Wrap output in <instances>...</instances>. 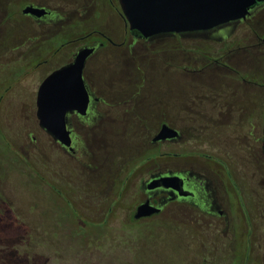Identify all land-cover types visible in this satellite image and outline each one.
Listing matches in <instances>:
<instances>
[{
	"label": "flooded vegetation",
	"instance_id": "obj_1",
	"mask_svg": "<svg viewBox=\"0 0 264 264\" xmlns=\"http://www.w3.org/2000/svg\"><path fill=\"white\" fill-rule=\"evenodd\" d=\"M23 1L26 3L20 14L30 20L37 36L29 46L34 49L32 55L25 57L26 53L19 52L14 58L13 74H18V81L59 54L68 53L66 61L49 74L72 63L81 49L94 48L82 72L89 96L87 110L83 115L74 112L67 117L71 146L65 148L55 142L38 124L36 97L49 74L36 79L34 123L73 164L88 173L90 184L113 194L95 223L108 224L122 194L134 185L140 194L127 216L130 222H143L164 212L170 219L179 220L184 218L180 217L182 211L193 208L195 222L208 223L216 230L225 226L226 233L232 225L233 237L235 225H246L245 238L250 241L251 225L264 212V2L251 8L244 19L210 30L143 38L130 31L119 0H70L66 8L69 18L91 13L98 20L103 15L104 28L89 31L71 24L69 30L52 37L66 40L46 49L50 54L47 60L43 59V44L38 38L43 26L61 22L60 10L51 8L48 0ZM7 4L5 1L0 10V34H4L5 48L10 46V30L6 26L16 22V12ZM28 7L44 9L45 13L24 14ZM100 9L104 13L100 14ZM200 41L219 46L196 51L186 48L187 43ZM166 42L169 44L163 50L154 49ZM106 49L111 50L112 57L100 59L101 51L110 53ZM190 53L193 57L187 56ZM143 60L147 69L150 64L152 70L156 66V71H179L175 74L177 82L169 72H155L157 78L137 73V67L143 68ZM111 68L116 75L109 72ZM210 79L221 80L232 93L244 96V115L237 122L240 137L236 145L216 142L208 135L210 129L185 123V101L192 98L186 93V85ZM159 81L163 90L152 91ZM146 85L148 89H144ZM164 126L173 130L175 136L158 139ZM31 141L36 138L31 137ZM166 185L178 186L179 190ZM146 202L159 208V212L134 219L138 207Z\"/></svg>",
	"mask_w": 264,
	"mask_h": 264
},
{
	"label": "rangeland",
	"instance_id": "obj_2",
	"mask_svg": "<svg viewBox=\"0 0 264 264\" xmlns=\"http://www.w3.org/2000/svg\"><path fill=\"white\" fill-rule=\"evenodd\" d=\"M5 1H8L6 6L16 12V22L6 26L10 30L9 48L2 47L4 34H0V237H21V247L16 248L26 254L29 261L23 264H33L34 258H41L39 264H264V212L260 220L251 225L250 241L245 238L246 225H235L233 237L232 225L226 233L225 226L216 230L208 223L195 222L193 208L182 211L180 217L184 218L179 220L170 219L164 212L134 223L127 216L140 193L132 185L116 204L110 222L95 223L113 194L90 184L88 173L73 164L34 123L36 79L64 63L68 53L55 56L37 72L18 81V74H13L16 72L14 58L19 52L26 53L25 57L33 54L34 49L29 46L37 36L34 35L36 28L20 14L26 1L0 0V10ZM69 2L47 1L48 5L52 4L51 8L60 10L61 22L42 27L38 39L43 44V59L48 60L47 51L66 40L52 37L69 30L71 24L84 26L89 31L104 28L103 15L98 20L91 13L69 18L66 10ZM99 11L104 13L103 9ZM18 44L22 48L19 49ZM165 44L169 42L157 44L154 49L163 50ZM213 46L219 45L201 41L186 44L189 51ZM106 50L110 53L101 51L100 59L112 57L111 50ZM190 54L187 56L193 57L194 54ZM142 65L143 68L137 67V73L151 77L155 72H169L177 82L175 74L179 71L173 68L156 71V66L152 70L148 64L147 69L145 60ZM109 70L111 74L116 71ZM199 82L186 85V93L192 98L185 101V123L210 129L208 135L216 142L236 145L240 137L237 122L244 115V96L232 93L221 80ZM163 88L159 81L152 91L161 92ZM233 130L236 132L232 133ZM31 137L36 141H31ZM259 221L261 224L257 225ZM85 242L88 244L84 245Z\"/></svg>",
	"mask_w": 264,
	"mask_h": 264
},
{
	"label": "water",
	"instance_id": "obj_3",
	"mask_svg": "<svg viewBox=\"0 0 264 264\" xmlns=\"http://www.w3.org/2000/svg\"><path fill=\"white\" fill-rule=\"evenodd\" d=\"M264 0H119L122 15L130 31L150 38L162 34H180L210 30L244 19L249 10ZM24 14H43L44 9L28 7ZM94 48H83L72 63L49 74L41 83L36 97V117L39 127L63 147L71 146L67 117L77 112L85 114L89 96L82 79L87 58ZM175 132L163 127L158 139L174 137ZM264 151V143H263ZM179 181L178 178H173ZM179 190L178 186H165ZM159 208L148 202L140 205L134 219L149 217Z\"/></svg>",
	"mask_w": 264,
	"mask_h": 264
},
{
	"label": "trees",
	"instance_id": "obj_4",
	"mask_svg": "<svg viewBox=\"0 0 264 264\" xmlns=\"http://www.w3.org/2000/svg\"><path fill=\"white\" fill-rule=\"evenodd\" d=\"M104 224H107V223H104ZM15 228L21 229L20 227H17V226H15ZM4 238H7V240H2ZM20 238L15 237L13 235H10V236L2 235L0 237V264H23V263H26V261L29 262L27 260L26 254H23V253L21 254L18 249L19 247H21V243H22V240H20ZM86 244L88 243L85 242L84 245ZM40 259L41 258H34L32 260V263L39 264Z\"/></svg>",
	"mask_w": 264,
	"mask_h": 264
}]
</instances>
